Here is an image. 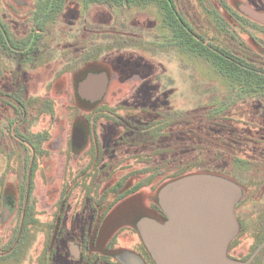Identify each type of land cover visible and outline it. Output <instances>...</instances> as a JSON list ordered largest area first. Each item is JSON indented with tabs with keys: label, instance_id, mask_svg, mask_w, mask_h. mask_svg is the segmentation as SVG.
<instances>
[{
	"label": "rangeland",
	"instance_id": "1",
	"mask_svg": "<svg viewBox=\"0 0 264 264\" xmlns=\"http://www.w3.org/2000/svg\"><path fill=\"white\" fill-rule=\"evenodd\" d=\"M174 1L198 40L264 68V0ZM164 13L162 0H0L15 41L0 42V264H121L125 254L159 264L141 227L166 219L124 229L129 202L108 212L148 175L166 218L184 185H165L212 175L240 192V240L264 225V89L178 46ZM92 79L100 83L89 92ZM101 107L110 118L93 125ZM96 142L101 180L83 194L80 170ZM185 165L195 166L183 174Z\"/></svg>",
	"mask_w": 264,
	"mask_h": 264
},
{
	"label": "water",
	"instance_id": "2",
	"mask_svg": "<svg viewBox=\"0 0 264 264\" xmlns=\"http://www.w3.org/2000/svg\"><path fill=\"white\" fill-rule=\"evenodd\" d=\"M88 81L89 92L100 83L96 79ZM77 134L82 143L83 133ZM178 183L184 187L180 193L171 194L173 206L168 208L165 224L153 221L154 224L141 227L158 263L236 264L226 255L228 243L238 231L234 208L240 192L236 186L220 177L194 175L165 187L171 189ZM117 259L121 264H143L135 255L125 254Z\"/></svg>",
	"mask_w": 264,
	"mask_h": 264
},
{
	"label": "flooded vegetation",
	"instance_id": "3",
	"mask_svg": "<svg viewBox=\"0 0 264 264\" xmlns=\"http://www.w3.org/2000/svg\"><path fill=\"white\" fill-rule=\"evenodd\" d=\"M102 108L103 107L97 108L91 112V115H92L91 118H92V124L93 125L96 124L97 120L102 119V118H107V117H102V116H99V117L96 116L97 112H104V108L103 109ZM91 127L94 128L95 126H91ZM79 131H81V129L75 128L72 131V133L75 135V133H77ZM74 143H76V142L74 141L73 144ZM85 156L88 159V163H86L84 166L81 167L82 169L80 170V179H81V184H82L81 187H82L83 194H88L89 188H90V183L92 185V184H94V182L98 183L101 180L100 170L102 168L103 154H102V148L100 146V143L96 142L95 145L91 144L89 149L86 151ZM138 174H141V171L138 172ZM138 174H136V175H138ZM133 176H135V173H128L127 175H124L123 177H121L119 179V181L116 182V184L110 189V191L112 193L119 192L123 188L125 182ZM143 180L150 182L151 181V175H148ZM143 180H141L139 183L135 184L133 187L128 189L126 191V193H122L121 195H117L113 206L108 208V212H109V210L111 208L114 210L116 207L125 203V200H127L129 202L128 203V207H129L128 212H130V214H129L128 221L126 222L127 216H128V213H127L126 218L122 217V221H120L121 225L124 222H126V223L124 225L120 226V228L121 227H123L124 229L128 228V226H131V224H132L130 222L138 221L141 218H143L145 216H149V215L154 216L155 220H157L158 222H162V221H164V219H166L165 215H163L161 210H159V208L156 205V202L154 201V198L157 196V193L160 191L161 187L158 188L155 192H153L155 194L154 197H149V195L151 194L150 183L146 184L145 181H143ZM137 185H140V188L136 192L135 191L132 192V189H134L135 186H137ZM96 186L97 187L94 189V192L96 194H98V187L99 186L98 185H96ZM143 189L146 190V192H150V193H148V195H146V194L142 195V193H140V191ZM90 192L93 193V190H91ZM102 198H103V196L101 195L99 197V199L96 200L97 205H99L101 203ZM136 199H138V200H136ZM132 200H133V202H132ZM122 201H124V202H122ZM123 206H122V208H123ZM234 209H235L234 213H235L236 218H239L241 216V214L239 212L241 210V208H238V205H237L236 208H234ZM122 210H124V209H122ZM106 215H107V213H106ZM251 215L252 214H250L249 217ZM249 219H251V217ZM256 219H258V218L256 217ZM52 226H53V231L57 232V230L54 229L55 225H52ZM238 227L240 228V231L239 232L237 231V234L235 235V237L228 243L227 251H226L227 257L229 258V260H232L233 262H235L237 264H259V263H262L261 261H263V258H264V255H262V253H263L262 250L264 248V225L261 227V229H260V225H259V231H257L258 234L256 233V236L249 235L250 241L248 243H246V241L244 240L245 238L241 239V240L239 239V234L242 231V226H241V223L239 221H238ZM86 238L88 239L87 235L84 234L82 237V244H83L82 246L83 247L86 246V242H87ZM242 242L246 243V246H242ZM240 247H243V249L238 251V249ZM50 264H51V262H50Z\"/></svg>",
	"mask_w": 264,
	"mask_h": 264
},
{
	"label": "trees",
	"instance_id": "4",
	"mask_svg": "<svg viewBox=\"0 0 264 264\" xmlns=\"http://www.w3.org/2000/svg\"><path fill=\"white\" fill-rule=\"evenodd\" d=\"M98 3H109L111 5H131L135 1L140 0H88ZM165 13L166 23L171 28L172 36L178 46L185 51L202 57L211 63L221 75L230 79L233 83L245 84L264 89V68L257 66L246 59L235 55L228 48L221 45H212L204 43L195 37L194 28L187 21L185 16L179 12L174 0H162ZM0 42L3 45L13 44L12 34L9 28L0 20ZM96 116L107 117L104 112H97ZM195 165H185L183 174L193 171ZM140 185L135 186L132 192H136ZM88 251L84 249L83 254ZM106 259V258H105ZM107 260V259H106Z\"/></svg>",
	"mask_w": 264,
	"mask_h": 264
}]
</instances>
